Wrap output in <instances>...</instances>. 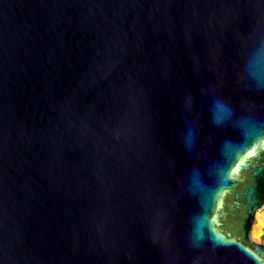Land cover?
<instances>
[{"label": "water", "instance_id": "water-1", "mask_svg": "<svg viewBox=\"0 0 264 264\" xmlns=\"http://www.w3.org/2000/svg\"><path fill=\"white\" fill-rule=\"evenodd\" d=\"M264 0H0V264H264Z\"/></svg>", "mask_w": 264, "mask_h": 264}, {"label": "rangeland", "instance_id": "rangeland-1", "mask_svg": "<svg viewBox=\"0 0 264 264\" xmlns=\"http://www.w3.org/2000/svg\"><path fill=\"white\" fill-rule=\"evenodd\" d=\"M256 219L251 230V236L255 240L264 242V209L256 214Z\"/></svg>", "mask_w": 264, "mask_h": 264}]
</instances>
